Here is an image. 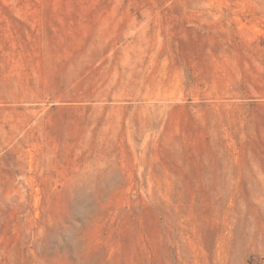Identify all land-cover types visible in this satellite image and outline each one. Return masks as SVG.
Here are the masks:
<instances>
[{"label": "rangeland", "instance_id": "rangeland-1", "mask_svg": "<svg viewBox=\"0 0 264 264\" xmlns=\"http://www.w3.org/2000/svg\"><path fill=\"white\" fill-rule=\"evenodd\" d=\"M264 257V0H0V264Z\"/></svg>", "mask_w": 264, "mask_h": 264}, {"label": "trees", "instance_id": "trees-1", "mask_svg": "<svg viewBox=\"0 0 264 264\" xmlns=\"http://www.w3.org/2000/svg\"><path fill=\"white\" fill-rule=\"evenodd\" d=\"M247 264H264V257H251Z\"/></svg>", "mask_w": 264, "mask_h": 264}]
</instances>
